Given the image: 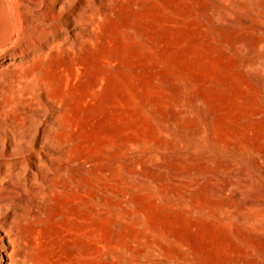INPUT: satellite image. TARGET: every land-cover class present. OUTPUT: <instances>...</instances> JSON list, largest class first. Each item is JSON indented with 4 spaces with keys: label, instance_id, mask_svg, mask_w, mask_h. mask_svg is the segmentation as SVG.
I'll list each match as a JSON object with an SVG mask.
<instances>
[{
    "label": "rangeland",
    "instance_id": "1",
    "mask_svg": "<svg viewBox=\"0 0 264 264\" xmlns=\"http://www.w3.org/2000/svg\"><path fill=\"white\" fill-rule=\"evenodd\" d=\"M64 7L67 39L33 67L67 156L43 198L4 178L26 195H0L11 264H264V0Z\"/></svg>",
    "mask_w": 264,
    "mask_h": 264
},
{
    "label": "bare ground",
    "instance_id": "2",
    "mask_svg": "<svg viewBox=\"0 0 264 264\" xmlns=\"http://www.w3.org/2000/svg\"><path fill=\"white\" fill-rule=\"evenodd\" d=\"M73 2L0 0L5 21L10 17L23 22L21 28L16 24L10 38L0 43V154L5 157L0 160V195L2 191H7L17 200L26 197L21 183L13 186L10 182L5 183L4 178L13 174L14 179L30 185L35 198H43L49 186V175L57 169L52 156L59 161L67 156L57 135L59 118L48 112V105L53 103L51 95L46 83L38 78L41 67L34 68L33 64L38 61L40 52L50 50L54 44L67 39L69 33L53 22L61 19L66 10L64 5L70 7ZM75 11L65 15L74 34L78 26ZM26 37L29 38L28 43L14 45L18 39ZM18 143L27 148V156L12 164L6 149ZM53 145L54 148L51 147ZM3 204L0 198V264H11L15 248L14 213L8 208L2 210Z\"/></svg>",
    "mask_w": 264,
    "mask_h": 264
}]
</instances>
